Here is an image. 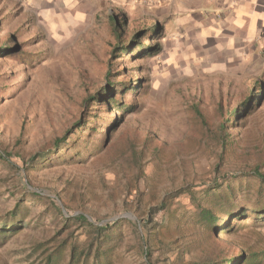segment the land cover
I'll use <instances>...</instances> for the list:
<instances>
[{
    "label": "rangeland",
    "instance_id": "rangeland-1",
    "mask_svg": "<svg viewBox=\"0 0 264 264\" xmlns=\"http://www.w3.org/2000/svg\"><path fill=\"white\" fill-rule=\"evenodd\" d=\"M159 7L150 0H0V142L12 155L0 159V217L25 195L29 199V192H40L63 217L82 213L97 226L120 223L102 247L109 248V264H189L202 258L196 240L203 232L179 222L192 208L185 195L152 218L149 210L184 184L202 189L215 168L246 171L258 155L264 158V99L239 110L226 129L230 146L221 157L203 136L229 110L241 108L249 92L264 87V49L240 53L228 45L201 46L188 35L170 37ZM112 17L124 20L123 43L159 25L160 33L149 39L159 52L117 56ZM6 45L14 49L3 54ZM121 82L134 90L117 93L114 88L129 87ZM109 97L133 105L134 112L111 108ZM195 105L206 128L200 129ZM65 130L74 133L58 156L26 169L25 159ZM129 139L137 142L135 151L144 139L156 143L159 155L151 154L150 144L141 157L132 154ZM92 144L98 146L88 152ZM23 207L24 226L0 244V264H40L41 243L48 239L85 247L89 229L53 214L49 201ZM207 242L212 255L260 247L264 227L244 225Z\"/></svg>",
    "mask_w": 264,
    "mask_h": 264
},
{
    "label": "trees",
    "instance_id": "trees-1",
    "mask_svg": "<svg viewBox=\"0 0 264 264\" xmlns=\"http://www.w3.org/2000/svg\"><path fill=\"white\" fill-rule=\"evenodd\" d=\"M110 26L112 36L116 39L114 51L117 52V56H121L122 54H133V56H136V54L138 55V53L142 51L149 56H154L159 52V45L149 42V39H152L154 33H160L161 28L159 25L155 24L149 28L138 30L126 43L120 41L124 20L120 21L112 17L110 19ZM9 38H13V36L11 35ZM12 49H14L12 46L6 45L5 48H1V52L3 54H8ZM19 54H21V52L17 53V55ZM120 84L129 87L124 91H122L121 88H114L113 90H117V93L124 94L134 90V85L132 83L121 82ZM103 89L104 88L101 90L103 91ZM256 89L257 92L251 91L243 99L240 104L241 108H233L228 111L227 117L223 118L216 126L214 132H209L208 134L203 133L208 146H217L219 150L218 156L221 157V154L225 153L230 146V140L228 139L226 129L234 126V120H237L236 118L240 116L239 110L241 109L243 112H246L252 104L257 102L255 105H258L260 104V100L264 99V87L260 85L256 87ZM97 94L99 93L97 92ZM104 95L107 96L105 92H102V96ZM93 96L94 95L86 98L85 101ZM109 99L107 103L111 104V108L134 112L133 105H122L120 100H114L112 97H109ZM192 110H194L197 121L200 122V129H202V127L206 128L208 122L201 109L195 105ZM230 118H232V121H230ZM81 129L82 127H79L78 131ZM73 133V131L65 130L61 136L54 137L49 142V145L42 146L29 158L25 159L24 163L27 164L26 169L45 165L53 158L52 156L58 154L60 148L72 138ZM70 142H74V140ZM100 142H103V140ZM16 144L19 145L20 143L16 142ZM136 144V141L129 139V152L136 154V156L140 155L141 157L143 155V149L148 146V144H150L148 147L151 149V154L159 155V146L153 147L152 145L156 143H150L148 139H144L142 143L143 147L139 151H135ZM97 146L92 144L88 152L93 151ZM0 150V159H8L12 156L11 152L7 151L5 145L1 142ZM16 154V156H19L18 152ZM258 157L259 161L246 171H227L221 173L219 169L215 168L211 180L209 183L203 182L205 185H203L202 189L195 190L194 186L184 184L176 190L168 192L161 203L151 207L149 210V217L152 218L160 210H167L172 201L179 196L185 195L189 199L192 208L188 212L186 210L182 212V218L179 222L182 221L184 225H193L196 231L203 232V237L201 234L198 236L199 240H196V245L203 252V256L201 259L194 260L189 264H264V245L256 248L245 247V249H237L236 251L230 252L229 255H222V253L212 255V249H214V247H209L207 242L210 238L219 239L221 234H233L238 227L244 225H251L255 229L264 227V171L261 169L262 166H264V158L260 161V156L258 155ZM235 195L240 197L243 196V199L240 198L235 200ZM29 196V199H26V195L19 199L6 216L0 217V244H3L9 237L16 234L24 226L22 222L25 219L24 210H26V207H23L25 202L34 203L37 199H45L50 202L53 208V214L58 212L64 221L69 220L84 225L89 229L87 230L89 237L85 247L82 249L77 248L78 245L76 242L67 241L65 238H59L56 241L55 238H53V240L48 239L44 241L41 243V254L39 253L41 257L40 264L110 263L109 248L102 249V247L112 239L111 234H116L118 232L121 226L120 223L115 221L109 224L107 223L105 226H97L89 223L86 216L82 213L63 217L61 210L40 192H29ZM242 220L248 221L241 223ZM236 222H239V225H236ZM144 255H148V247L144 248Z\"/></svg>",
    "mask_w": 264,
    "mask_h": 264
},
{
    "label": "crops",
    "instance_id": "crops-1",
    "mask_svg": "<svg viewBox=\"0 0 264 264\" xmlns=\"http://www.w3.org/2000/svg\"><path fill=\"white\" fill-rule=\"evenodd\" d=\"M150 1L161 6L170 37L188 35L201 46L228 45L240 53L264 49V0Z\"/></svg>",
    "mask_w": 264,
    "mask_h": 264
},
{
    "label": "water",
    "instance_id": "water-1",
    "mask_svg": "<svg viewBox=\"0 0 264 264\" xmlns=\"http://www.w3.org/2000/svg\"><path fill=\"white\" fill-rule=\"evenodd\" d=\"M115 217H117V216H115Z\"/></svg>",
    "mask_w": 264,
    "mask_h": 264
}]
</instances>
